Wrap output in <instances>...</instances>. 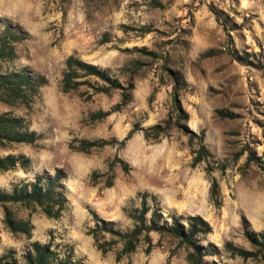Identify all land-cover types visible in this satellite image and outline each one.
Instances as JSON below:
<instances>
[{
	"label": "rangeland",
	"instance_id": "rangeland-1",
	"mask_svg": "<svg viewBox=\"0 0 264 264\" xmlns=\"http://www.w3.org/2000/svg\"><path fill=\"white\" fill-rule=\"evenodd\" d=\"M4 26L21 38L0 70L24 68L40 85L28 106L0 100V112L22 116L40 136L33 143L0 144V155L28 156L25 166L0 170V188L59 167L66 206L50 217L37 206L13 204L14 214L32 223L27 238L6 228L0 204V254L13 249L18 264H25L22 252L29 241L51 238L52 246L69 243L74 257L87 264H189L185 247L156 231L149 232L148 251L140 240L118 259L120 241L104 253L93 244L92 211L128 229L132 219L126 210L140 205L137 192L145 190L155 195L166 220L171 213H197L209 223L210 231L198 239L206 248L203 264H264V249L250 238L264 230V0H0V33ZM67 54L104 68L122 84L129 81L130 100L90 120L89 112L109 108L119 90L95 91L93 85L102 81L86 75L89 82L62 91ZM174 69L184 80L178 97L188 112L186 127L202 132L209 151L194 165L190 149L197 138L189 146L187 132L174 127L158 140L136 129L122 145L117 142L130 127L170 114ZM73 137L111 142L83 152L68 147ZM249 148L258 159L246 163ZM114 156L129 169L115 164L109 186L103 175L90 181L91 172L107 171ZM210 177L218 182V206L208 197ZM226 240L250 254H230Z\"/></svg>",
	"mask_w": 264,
	"mask_h": 264
},
{
	"label": "trees",
	"instance_id": "trees-1",
	"mask_svg": "<svg viewBox=\"0 0 264 264\" xmlns=\"http://www.w3.org/2000/svg\"><path fill=\"white\" fill-rule=\"evenodd\" d=\"M145 30V29H144ZM21 35L9 29L7 26L2 28L0 33V61L10 58L13 53V42L20 39ZM86 75H94L102 81L93 85L95 91L107 92L113 88L119 90V98L109 108L92 110L88 114L90 120L100 119L109 112L119 110L131 98V83L125 84L110 77L104 68L94 63L82 60L74 54H67L64 59V69L60 77V89L62 91L75 90L81 84L89 82L84 78ZM172 78L171 89V111L160 121L148 126H132L126 134L117 140L119 145L131 135L136 129L141 130L145 138L158 140L166 135L170 128L174 127L182 132H187L188 145L192 146L193 138H197L196 147H191L190 165L196 164L205 158L209 151L202 140V132L195 133L187 129L185 120L188 118V112L179 101L178 91L182 87L184 80L178 70H171ZM40 81L29 76L24 68L18 70H0V100L9 104L15 102L28 106L34 95L38 91ZM33 129L28 127V121L22 116L13 115L9 111L0 112V144L5 145L11 142L33 143L38 137ZM114 140V139H113ZM111 141L104 138H76L73 137L68 142V147L74 150L87 152L92 147H100ZM258 156L252 149H248L245 162L256 161ZM28 162V156L23 153H5L0 155V170L14 167L16 164L25 166ZM118 164L123 171L129 169L128 163L119 156H114L107 163V171H92L89 179L92 182L98 180L103 175V185L112 184V167ZM64 175L63 170L56 167L52 173H37L31 181L24 183H14L10 189L0 188V204L2 206V222L11 233H22L27 238L30 237L32 223L29 218L17 217L11 206L13 204L23 205L26 208L33 209L36 206L47 216L58 217L66 206V197L60 186V180ZM139 206L126 210V214L132 219V225L128 229L121 230L112 225L108 219L99 217L94 211V225L90 227L93 244L101 252L107 251L114 241H120V246L115 252V259L123 254L133 251L136 244L143 240L145 242L144 251H148L151 244L150 231H156L159 234H167L176 239L177 243L183 245L186 249L185 259L189 264H203L201 257L206 248L199 243V235L210 231L209 223L199 214H174L169 215L170 221L166 220L160 212V207L153 193L148 191H138ZM209 200L215 205L220 204L219 186L214 177H210L208 185ZM148 199L151 203L148 202ZM148 211V212H147ZM110 233L108 239L102 238V232ZM258 237L250 234L252 242L259 250L264 249V230L259 231ZM224 247L230 254H237L246 257L250 252L242 247L233 245L231 241H224ZM25 264H87L80 257H74L71 245L63 243L52 246V239L38 241L36 239L29 241V246L22 252ZM0 264H18L14 255V250L9 249L0 254Z\"/></svg>",
	"mask_w": 264,
	"mask_h": 264
}]
</instances>
